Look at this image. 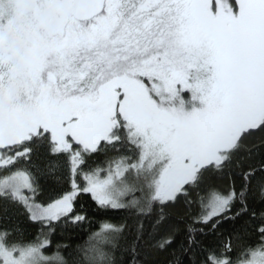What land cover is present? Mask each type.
I'll list each match as a JSON object with an SVG mask.
<instances>
[{
	"label": "snow or ice",
	"instance_id": "6c2138e0",
	"mask_svg": "<svg viewBox=\"0 0 264 264\" xmlns=\"http://www.w3.org/2000/svg\"><path fill=\"white\" fill-rule=\"evenodd\" d=\"M0 264H264V0H0Z\"/></svg>",
	"mask_w": 264,
	"mask_h": 264
},
{
	"label": "trees",
	"instance_id": "16d2710c",
	"mask_svg": "<svg viewBox=\"0 0 264 264\" xmlns=\"http://www.w3.org/2000/svg\"><path fill=\"white\" fill-rule=\"evenodd\" d=\"M94 159H99L102 161L103 156L101 155L99 158H94ZM35 163L37 165H39L40 167H43L44 166L43 157L36 159ZM93 212H95L94 209H93ZM113 215H115L117 217L119 216V214H113ZM90 221L92 222L91 224L89 222H85L80 228H77L75 231L63 233V234L58 233V236L63 235V237H64L63 242L64 243H70L72 245L83 243L87 239L90 227L93 229L95 228L96 222L98 221V216L90 213Z\"/></svg>",
	"mask_w": 264,
	"mask_h": 264
}]
</instances>
